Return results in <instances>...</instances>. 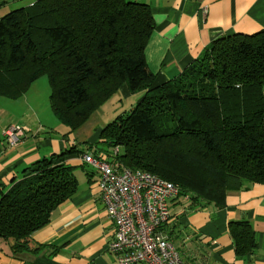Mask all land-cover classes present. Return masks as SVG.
Returning a JSON list of instances; mask_svg holds the SVG:
<instances>
[{"label":"trees","instance_id":"1","mask_svg":"<svg viewBox=\"0 0 264 264\" xmlns=\"http://www.w3.org/2000/svg\"><path fill=\"white\" fill-rule=\"evenodd\" d=\"M155 26L148 5L128 0H37L11 11L0 17V97L17 101L48 76L52 112L73 134L122 87L143 93L88 150L173 183L194 210L223 209L230 194L264 185V31L215 40L159 84L145 54ZM76 153L37 160L0 189V238L15 255L37 254L34 235L77 194L66 160ZM229 234L238 259L257 252L251 222L229 223Z\"/></svg>","mask_w":264,"mask_h":264},{"label":"crops","instance_id":"2","mask_svg":"<svg viewBox=\"0 0 264 264\" xmlns=\"http://www.w3.org/2000/svg\"><path fill=\"white\" fill-rule=\"evenodd\" d=\"M36 1L0 0V17L14 11L16 4L28 7ZM128 1L148 5L153 14L156 26L145 54L159 84L179 76L215 40L264 31V0ZM119 93L125 100L132 96L126 86ZM98 111L82 128L68 134L67 128L58 126L45 108L49 126L54 127L48 128L29 98L0 100V189H9L37 160L72 147L79 152L66 158L76 168L79 190L53 212L50 225L34 235L33 246L40 247L39 252L15 255L10 243L0 238V264H117L108 251L115 227L100 200L99 173L82 160L83 155L92 154L85 144H96L103 128L110 124ZM10 124L24 128L14 148L3 136ZM233 221L253 225L258 243L253 256L236 257L229 234V223ZM163 232L186 264H264V185L255 184L230 194L220 210L214 205L194 210L188 198L180 197L173 202Z\"/></svg>","mask_w":264,"mask_h":264},{"label":"built area","instance_id":"3","mask_svg":"<svg viewBox=\"0 0 264 264\" xmlns=\"http://www.w3.org/2000/svg\"><path fill=\"white\" fill-rule=\"evenodd\" d=\"M24 128L10 124L3 136L10 148L16 147ZM119 148L115 150V155ZM84 164L99 173L100 200L114 224V236L108 245L117 264H186L180 252L164 234L173 202L180 189L156 175L96 159L85 154Z\"/></svg>","mask_w":264,"mask_h":264},{"label":"rangeland","instance_id":"4","mask_svg":"<svg viewBox=\"0 0 264 264\" xmlns=\"http://www.w3.org/2000/svg\"><path fill=\"white\" fill-rule=\"evenodd\" d=\"M27 4H16V9L24 8V6ZM15 9V10H16ZM6 13V12H5ZM51 85L48 76L41 77L39 80H37L33 86L31 87L30 91L25 94L22 98H29V100L32 102L33 107L35 109H39L41 112V119L44 121L46 126L48 128H54L52 126H49V122L47 119L49 118L47 114L43 113V110L46 108L48 109V115L52 116L54 122L58 124V126H63L62 123L55 117V115L52 112L51 105H50V96H51ZM143 93H138L135 95H132L130 99L125 100L122 96V93H118L117 95L113 96L106 104H104L99 109V115L101 116V119H108L107 123L113 122L118 116L129 113L136 104L141 100L143 97ZM2 98L5 97H0ZM22 98L18 99L21 100ZM6 100H9L6 98ZM112 105H114L113 109ZM105 106V107H104ZM133 106V107H132ZM51 118V117H50ZM105 121V120H103ZM48 123V124H47ZM81 149L84 148V144L80 146Z\"/></svg>","mask_w":264,"mask_h":264}]
</instances>
